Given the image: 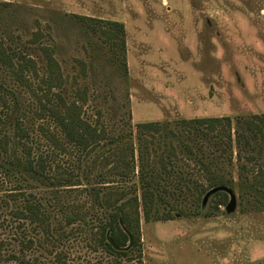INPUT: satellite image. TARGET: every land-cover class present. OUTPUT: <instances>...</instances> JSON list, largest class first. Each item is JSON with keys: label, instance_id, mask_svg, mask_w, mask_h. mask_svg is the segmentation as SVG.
I'll use <instances>...</instances> for the list:
<instances>
[{"label": "rangeland", "instance_id": "1", "mask_svg": "<svg viewBox=\"0 0 264 264\" xmlns=\"http://www.w3.org/2000/svg\"><path fill=\"white\" fill-rule=\"evenodd\" d=\"M79 16L124 24L127 67ZM37 31L43 36L36 44ZM0 40L35 59L42 75L41 47H52L67 80L64 96L71 101L76 87H87L88 115L100 112L112 137L133 132L136 144L140 123L164 124V149L187 141L178 121L231 117L236 125L237 118L264 114V0H0ZM0 83L7 102L0 105L6 122L0 131L13 141L21 115L31 134L25 142L33 147L32 158L56 159L81 173L86 154L49 145L40 129L48 123L34 114L37 102L1 65ZM110 146H102L100 156ZM17 154L27 156L22 147ZM181 157L176 169L195 175L194 164ZM84 169L83 185L68 190L44 176L0 167V264L22 259L48 264L56 257L69 264H264V207L239 191L233 213L226 209L229 196L219 210L209 198L188 217L150 222L142 217L141 259L110 256L96 245L97 208L85 188L102 187L100 175L111 181L119 176L102 164L93 167L90 159ZM234 175L238 181L236 169ZM34 201L47 210L52 234L15 216ZM71 215L76 220L69 224ZM29 242L33 245L23 248Z\"/></svg>", "mask_w": 264, "mask_h": 264}, {"label": "trees", "instance_id": "2", "mask_svg": "<svg viewBox=\"0 0 264 264\" xmlns=\"http://www.w3.org/2000/svg\"><path fill=\"white\" fill-rule=\"evenodd\" d=\"M79 19L104 40L114 59L127 67L124 24L86 16H79ZM42 36V32L37 31L32 41L37 44ZM41 51L46 60L44 75L40 73L35 59L15 51L2 40L0 65L6 67L15 82L27 89L37 102L34 114L48 123L47 127L40 129L49 145L62 152L72 147L86 154L81 173L76 175L56 159L49 161L42 155L37 159L32 158L33 147L25 142V139H32L31 134L24 128L21 115L15 120L13 141H10L6 131H0V167L8 173L18 170L34 177L44 176L56 187L75 190L72 188L83 185L81 176L85 161L90 159L93 167L98 164L107 166L110 174L119 176V181H111L100 175L102 187L85 188L93 196V206L97 208L96 245L105 253L115 258L138 255L140 260L143 248L142 217L150 222L191 216L203 207L205 197L216 188L239 191L241 196L252 194L264 207V114L237 118L236 125L231 117L178 121L177 124L187 135V141L178 147L164 149V124L140 123L137 125L136 144L133 132L112 137L100 112L94 118L88 115L87 87H76L73 99L69 101L63 93L67 80L54 49L42 46ZM81 67L84 71L83 62ZM5 89V84L0 83V105L7 107L3 96ZM16 100L18 103V98ZM4 124L6 122L0 115V128ZM104 145L111 146L108 154L100 156V148ZM20 147L27 152V156L17 154ZM181 155L186 157L184 161L194 164L197 170L195 175L193 171L190 174L189 171L176 169L183 159ZM235 169L239 182L235 179ZM209 198H213V206L219 210L227 205L229 194L220 190L210 194ZM14 214L19 220L36 223L52 234L51 218L41 202H28L25 208L17 209ZM67 219L72 224L76 217L71 215ZM32 245L33 242H29L23 248ZM14 258L18 259L17 256ZM20 262L42 264L25 259ZM48 264L69 263L56 257L54 262Z\"/></svg>", "mask_w": 264, "mask_h": 264}, {"label": "water", "instance_id": "3", "mask_svg": "<svg viewBox=\"0 0 264 264\" xmlns=\"http://www.w3.org/2000/svg\"><path fill=\"white\" fill-rule=\"evenodd\" d=\"M220 190H225L228 192L229 196H230V202L227 205L226 209L228 213H233L236 210L237 207V198L234 192H232L231 190H228L227 188H216L213 189L204 199V204L208 201L210 194L212 193H216Z\"/></svg>", "mask_w": 264, "mask_h": 264}]
</instances>
